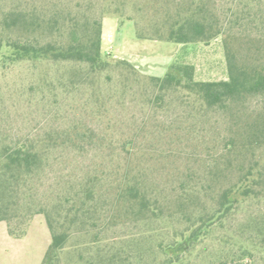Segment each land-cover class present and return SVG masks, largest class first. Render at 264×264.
Returning <instances> with one entry per match:
<instances>
[{"label": "rangeland", "instance_id": "rangeland-1", "mask_svg": "<svg viewBox=\"0 0 264 264\" xmlns=\"http://www.w3.org/2000/svg\"><path fill=\"white\" fill-rule=\"evenodd\" d=\"M192 1L200 2L0 0V35L4 12L20 8L42 23L56 19V30H45L50 37H66L74 21L99 19L104 53L110 59L128 60L143 76L163 77L178 63L192 65L195 80H227L228 49L239 65L264 69V0H203L223 27L220 35L189 43L157 38L155 23H164L168 12L175 14L177 6L184 8ZM140 33L146 38H139ZM67 68L0 63V139L63 134L68 128L75 137L50 151L44 171L33 182V196L28 199L32 209L27 212L22 206L11 220L12 227L26 235L6 241L0 236V264H41L52 240L49 218L57 231L70 233L60 264H98L112 256L119 261L125 256L136 264L140 252L155 248L158 241L172 240L185 224L174 216L152 221L146 215L123 213L118 193L127 177H144L150 188L166 187L173 193L192 184L205 186L209 193L201 192L193 200L198 212L211 208V192L234 183L253 161L264 165V143L245 148L253 139V127L264 122V93L207 111L193 97L183 98L184 92L158 100L155 91L146 98L137 87L124 99L94 103L77 86L79 77L70 81ZM118 74L110 72V85L120 95ZM92 184L91 199L83 205L74 201L80 189ZM246 205L231 219V227L263 207L255 202ZM175 207L171 201L165 215ZM222 234L224 230L217 228L211 236ZM210 240L197 245L195 264H218L219 244ZM242 263L251 264L247 259Z\"/></svg>", "mask_w": 264, "mask_h": 264}, {"label": "trees", "instance_id": "trees-1", "mask_svg": "<svg viewBox=\"0 0 264 264\" xmlns=\"http://www.w3.org/2000/svg\"><path fill=\"white\" fill-rule=\"evenodd\" d=\"M215 17L206 2L192 1L184 8L177 6L175 14L168 12L164 23H155V36L177 43L209 41L223 32ZM1 21L0 63L69 66L70 81L79 77L77 86L86 90L89 101L94 103L105 98L124 99L131 89L137 87L146 98L155 91L158 100L166 94L184 92L183 98L193 97L207 111L224 109L229 107L231 101H242L249 95L264 93V69L258 65H239L235 53L229 49L230 76L227 80H195L194 67L178 63H173L163 77H147L141 75L128 60L110 59L104 53L102 23L99 19L74 21L66 37H50L51 34L45 32L46 29L50 32L56 30V19H44L42 23L20 8L5 11ZM139 38L146 36L140 33ZM113 70L119 71L123 88L120 95L116 94V87L110 85V72ZM106 83L110 87H105ZM66 130L63 134L47 132L44 136L35 134L17 141L0 139V221L7 223L9 234L15 238L24 237L26 231L17 232L11 220L22 206L28 208L25 209L27 212L32 209L28 199L33 196V182L44 171L50 151L66 145L68 141H75L70 129ZM252 135H249L253 139L245 147L247 149L264 143V122L253 127ZM263 182L264 165L256 159L234 183L211 192V208L197 212L193 200L201 192L209 193L207 187L192 184L178 191L175 188L173 193L166 187L150 188L144 177H127L119 186L118 193L123 213L137 217L146 215L152 221L164 216L172 219L174 216L185 224L172 240L167 243L158 241L155 248L140 252L136 264H195L194 256H199L196 253L197 245L205 239L219 244L215 249L218 264H243L246 259L251 264H264ZM93 187L92 184L80 189L74 201L80 200L82 205L85 204L93 197ZM171 201L176 206L174 212L165 215L164 208H169ZM254 202L263 207L260 206L258 211L248 214L231 227V219H235L246 204ZM41 210L46 211L42 207ZM48 226L52 240L41 264H60V252L70 233L67 230L57 231L51 218L48 219ZM217 228L223 229L224 234L213 238L211 234ZM146 257L149 259L144 263ZM120 260L112 256L107 258V262L99 261L98 264L131 263L125 256Z\"/></svg>", "mask_w": 264, "mask_h": 264}, {"label": "crops", "instance_id": "crops-1", "mask_svg": "<svg viewBox=\"0 0 264 264\" xmlns=\"http://www.w3.org/2000/svg\"><path fill=\"white\" fill-rule=\"evenodd\" d=\"M0 236H1V238L5 239V241L10 240V238L22 239V238H15L9 234L8 226H7V223L5 221H0Z\"/></svg>", "mask_w": 264, "mask_h": 264}]
</instances>
